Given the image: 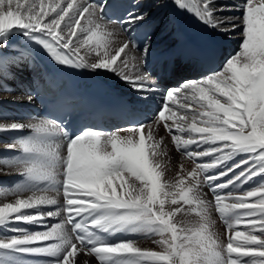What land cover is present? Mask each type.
Wrapping results in <instances>:
<instances>
[{
	"label": "snow or ice",
	"instance_id": "1",
	"mask_svg": "<svg viewBox=\"0 0 264 264\" xmlns=\"http://www.w3.org/2000/svg\"><path fill=\"white\" fill-rule=\"evenodd\" d=\"M173 3L210 28L238 32L241 42L222 69L169 89L153 121L115 133L88 130L71 139L50 119L0 123V132L30 130L5 148L36 157L5 161L0 174L15 172L51 185L0 192L12 196L0 201V229L17 233L0 237V254L10 264H18L20 254L53 257L46 264H78L81 254L99 264H264V180L242 195L231 190L264 176V0H237L229 11L239 15H217L225 9L215 0ZM138 6L113 22L104 17L103 4L89 0H0V37L14 30L39 33L57 63L114 71L137 90L155 91L142 70L150 42L141 48L129 34L149 15ZM121 33L124 38L116 39ZM3 47L6 41H0ZM0 77H10L2 55ZM160 122L176 150L192 161L190 170L181 163L175 176L166 175L168 153L154 127ZM43 137H64L66 146ZM237 155L240 161L227 167ZM202 158L209 159L197 163ZM217 169L222 170L205 174ZM205 185L212 201L203 198ZM213 209L226 227L225 239L213 230ZM187 212L199 217L195 225L176 219ZM50 218L59 222L49 226ZM242 218L244 231L237 230ZM19 224L45 230L12 227ZM121 231L156 237V248H142L134 239L109 243L99 235Z\"/></svg>",
	"mask_w": 264,
	"mask_h": 264
},
{
	"label": "bare ground",
	"instance_id": "2",
	"mask_svg": "<svg viewBox=\"0 0 264 264\" xmlns=\"http://www.w3.org/2000/svg\"><path fill=\"white\" fill-rule=\"evenodd\" d=\"M145 1H149V0H142V2H145ZM192 2H194V0H192ZM235 2H237V0H215V6L217 8H224L225 9L223 12L217 13V15H239V13H237V12L229 11V9H231L234 6ZM173 6H174L173 0H167V1L161 0L160 6H157V3H155L154 5L151 6V11L149 12V15H155L156 13L164 11L165 8L170 9ZM187 12H188L187 9H185L184 16L181 19V23L184 22V18L187 17ZM171 22L172 21H168V23H171ZM82 23H83V21H82ZM115 27L118 28L119 26L115 25ZM178 27H180L178 24H173L172 35H174L176 32H178V31H175V29ZM207 29L209 30V32L212 36L221 40L227 46V48L230 51H233V50H236L239 48L241 40H240V36H239L238 32H234V33L229 34V33L220 32V31H218L214 28H210L208 26H207ZM24 31L25 30H14L12 33L7 34L5 37H0V41H6V47L0 48V55L3 56L4 61H5L6 70L10 73L9 79L7 78L8 79L7 83L13 84L12 85L13 88L20 90L23 95H24V93H23V90L21 89V87H15V85H14L15 78L19 79V85L24 84L26 86H30L31 82H32V79H30V75L36 76L38 73V68L35 66L32 68L31 71L27 70L28 64L26 63V59L23 58V51L18 46V41L22 36H24ZM30 34H33V33H30ZM229 36L231 38H229ZM115 38L116 39H123L124 34L121 33L119 36H117ZM165 39L166 38L159 39L158 42H162ZM230 55H233V54L230 52L229 55H226V54L223 55V62H222L223 65H224L225 59ZM23 70H24V73L27 75L25 77H23L24 75H22ZM97 70H99L100 73H103V74L113 78L117 82L116 88L126 98V100H128L129 102L135 104L136 106H139V107H141L145 110H148V111H153L154 106L163 103L164 96L169 89L178 88L180 85H182L186 81H196V80H199L201 78V77H196L193 79H189L188 77H186V72L181 71L183 73V77H184L183 81L179 82L177 84V86H175V87H164L161 85H156L154 83L153 79L151 78L150 85H148L147 87L149 89L154 88L155 91H149V90H145V89L137 90L129 82H127L126 80L122 79L119 75H117L114 71H108L105 69H97ZM22 79H24V80H22ZM4 82H5V78L0 77V86H2L4 84ZM6 87H8V86L4 85V90L0 88V108L9 107V105L12 102H30V100L28 99V97L26 95L23 96L18 91H14L13 93L6 92L5 91ZM19 122H28V121H19ZM0 123H10V121L3 120V121H0ZM169 123H171V121H169ZM154 127L156 128L157 138L164 137L163 143H164V146H166V150L168 153V155L165 159L168 161V163L170 165V169H171V171L169 173H167L166 175H168L169 177L175 176V173L180 170V164L181 163L184 164L185 168L190 170L194 166L192 164V161L188 160L183 155L182 151L176 150V148L174 147V145L171 142V136L169 135L167 130L163 127V123L160 122L159 126L154 125ZM120 129H125V127L117 126L116 128H114L112 133L118 132V130H120ZM21 133L22 132H0V167L4 166L5 161H9V160L14 159V157H12L11 155L17 151L11 150V149L7 150L5 148V145L8 143H12L15 140L19 139L18 135ZM185 135H187V134H185ZM45 143H47V142H45ZM52 143H60V142L59 141H52ZM63 149H64V147L61 148V152H63ZM192 149L195 150V145L192 146ZM7 157H10V159H7ZM241 158H242V155H237L233 160H230L227 163H229V162L238 163ZM208 159L209 158H202V160H198L197 163L207 162ZM217 170H219V169H217ZM215 171L216 170L211 171V172H215ZM0 178H5V179L0 180V183H2V181H4V180H7V181H10L13 183L12 188L0 189V192H9L10 193L11 190H15L16 188H23V187L37 188L36 185L33 184L34 181L28 180L25 176H21L15 172H13L11 174H7V175L0 174ZM261 180H264V176L253 177V179L251 181H249L247 184H245L243 186H247L249 184H252L253 182H260ZM117 183H119V182H117ZM201 193L203 194V196H206V195H208L209 197L211 196L206 191L204 186H202V188H201ZM211 197L213 200V196H211ZM11 199H12V196L10 194L7 197L0 196V201H2V200L10 201ZM48 207H52V206H48ZM54 207H57V206H53V208ZM166 207H167V205H166ZM53 208H44V209H41V211H51V210H53ZM28 211L31 212V211H35V210H28ZM218 217H219V214H218ZM190 218H193V216L189 215L188 213L179 214V216H178V220L182 221L185 226H189V223H190L189 219ZM53 220H56L58 223L59 218H56V219L50 218V219L46 220L45 223L47 225L51 226L52 224H50V221H53ZM222 224H224V223H222ZM218 226H220V225L218 224ZM12 227H20V228L26 229L30 233L45 230L37 224H19V225H12ZM220 229H222V228H220ZM0 233H4V234H6V236H11V235L17 234L14 232L5 231L4 229H0ZM130 233L133 235H136L138 237H142L141 239L138 238L136 240L142 248H151V249L156 248V245L152 242L153 239H155L156 237H151V236L146 235V234H139L138 232H130ZM144 235H146V236L143 237ZM34 256L50 257V256H44V255L20 254L16 258L19 261L23 262L24 264H41V263L46 264V262L39 263V262H35V261L31 260L30 258H32ZM51 258L53 259V257H51ZM84 260H87L88 264H99V262L96 260L95 256L86 257L83 254H81L78 257V264H82V261H84Z\"/></svg>",
	"mask_w": 264,
	"mask_h": 264
},
{
	"label": "rangeland",
	"instance_id": "3",
	"mask_svg": "<svg viewBox=\"0 0 264 264\" xmlns=\"http://www.w3.org/2000/svg\"><path fill=\"white\" fill-rule=\"evenodd\" d=\"M238 13V12H237ZM222 66H223V63H222V65H221V67H220V69H222ZM219 69V70H220ZM23 74L22 75H24L23 77H25V76H27L25 73H24V70H23V72H22ZM9 79V78H8ZM7 78H5V82H4V84L2 85V86H0V88L1 89H3L4 90V85H7L8 87H10V88H12L13 90H12V92H10V93H13L14 91H18V92H20L21 93V91L20 90H17V89H14L13 88V84H8L7 83V80H8ZM22 80H24V79H22ZM22 94V93H21ZM23 95V94H22ZM24 96V95H23ZM2 179H5V178H0V180H2ZM233 193H234V195H242L241 193H238L237 192V190L236 189H234L233 190ZM203 195V194H202ZM203 198L205 199V200H208V201H212V197L210 196H208V195H206V196H203ZM207 198V199H206ZM185 208H187V206L185 205L184 206ZM189 215H191V216H193V218H190L189 219V226H192V225H195L196 223H197V221L199 220V217H197L196 216V214H195V212H187ZM217 212L215 211V210H212V220L214 221V224H213V230L221 237V239H225L226 237H225V231H226V227H225V225L224 224H222L218 219H219V217L217 218ZM178 216H179V214H177V216H176V219L178 220ZM196 219H195V218ZM193 219V220H192ZM59 222V221H58ZM218 224L220 225V226H218ZM220 228H224L223 230L222 229H220ZM237 228H240V230L241 231H244L245 230V225H244V223H243V218H242V223H241V225H239V226H237ZM238 230V229H237ZM139 234H144V233H139ZM5 235V236H4ZM0 237H7L6 236V234H4V233H0ZM16 260L18 261V264H23L21 261H19L17 258H16ZM0 261H3V264H10V262H9V260H8V256L7 255H3V254H0ZM42 264V263H41Z\"/></svg>",
	"mask_w": 264,
	"mask_h": 264
}]
</instances>
